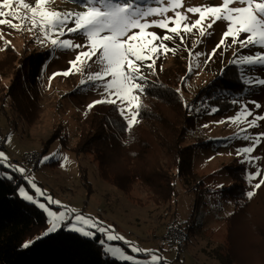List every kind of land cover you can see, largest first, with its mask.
Returning a JSON list of instances; mask_svg holds the SVG:
<instances>
[{"label":"rangeland","instance_id":"1","mask_svg":"<svg viewBox=\"0 0 264 264\" xmlns=\"http://www.w3.org/2000/svg\"><path fill=\"white\" fill-rule=\"evenodd\" d=\"M206 2L209 5H219L222 0H185L184 7L205 6ZM31 3L34 5L35 0H31ZM51 7L59 11L83 10L64 0H55ZM167 15L172 16L173 13L169 12ZM188 15L190 16L189 22L198 18L193 14ZM149 30L156 31L160 36L164 35L163 30L155 28ZM225 30L224 22L215 24L213 29L209 30L210 34L203 39V43L198 45L195 51L210 53ZM0 34L4 37L0 39V49H6L0 50V94L6 91L11 81L13 69L8 65L9 62L14 68L18 67L25 72L21 59L29 52L47 51L50 54L37 80L36 96L32 93L38 115L34 122L25 123L13 110L8 97L4 100V104H0V138L2 139L0 150L4 151L9 160H21L24 153L35 150L41 152L40 159L43 156L58 153L55 158L45 164L37 163L36 167L27 166L25 163L15 164L29 169L28 175L34 178L37 186L46 195L61 201L62 205L76 208L86 216L98 218L103 225H111L117 234L123 235L128 242L142 249L159 250L158 254L165 258L167 264H264L263 216H257L248 221L244 217L241 222L235 224L229 240L230 251L226 248L224 241L227 232L226 219L230 216L228 213L235 210V203L222 197L221 188L217 186L231 185L233 183L232 170H235L237 175H243L246 183L245 192L250 191L252 187L246 175L248 172H255L256 169L247 163H241L243 157L236 155V149L248 144L242 138L236 137L237 127L230 123H216V121L227 120L239 110V104L234 105L230 102L233 99L259 103L261 105L259 109H256L253 103H248L247 106L254 115H264V87H245L240 82L239 70L235 68L239 83L234 92H231V99L213 100L215 97L212 92L201 95L208 86H212L210 83L234 58L233 49L230 48L226 52L219 49L218 53L222 55H215L207 64L203 63L206 56L200 57L199 66L197 67L196 62L193 61V71L189 74L190 58L186 48L191 49L199 38L198 33L189 34L185 39V44H180L179 38L175 39V43L166 42L169 47L179 44L180 49L175 55L168 53L166 56H160L155 65V76L150 75L148 69H144L150 83L157 85L156 80L164 76L171 88L175 90L179 88L178 95L184 104L186 102L198 107L219 109L215 114H206L203 110L199 113L193 111L190 114L187 110L192 115L193 125L192 129L187 130L182 143L183 145L200 143L192 157L194 176L189 179L176 178L172 197L162 200L155 190L139 182L132 185L129 193L120 190L100 176L97 162L91 153L77 154L74 151L82 130L86 131L88 126L86 120L84 121L85 115L90 112L87 105L93 100L100 99L101 96L96 91L89 90L88 86L80 88L79 82L82 76L79 73L68 77L57 75L51 82H49V77L53 73L67 70L68 62L75 58L78 50L53 53L50 51V46L43 47L36 43L31 33L15 31L7 26H0ZM241 38L244 36L242 35ZM4 40L10 41V44L6 46ZM77 42L82 43L83 37L77 38ZM228 43H231L230 38ZM8 46L11 47L9 50H7ZM249 51L248 49L242 50L244 53ZM254 75L264 78V69H257ZM227 76L229 77L228 74ZM185 77H187L186 80ZM22 80L23 75L20 83ZM142 101L143 95L141 96ZM203 125H208V127H203ZM54 132L56 136L46 144L47 139ZM261 132H264V121L259 122L257 128L249 129V133L253 135ZM161 153V162L166 166L170 157L166 155L165 148H161ZM252 155L261 157L256 163L261 169L262 177L264 140ZM63 156H67L69 162L62 168L60 163ZM4 171L2 168L0 172ZM16 174L18 179L20 178L19 185H25L29 193L35 196L30 186L26 185V181L18 173ZM261 177L252 181V184L258 183ZM199 179L203 181V185L208 190L203 194V200L194 212L195 194L191 187ZM16 190L18 194V188ZM35 198L42 203H47L46 197ZM50 207L52 210H64L57 205ZM44 216L45 225L33 237H28L23 244L42 236L46 231L49 225L45 213ZM169 222L180 224L184 229L183 251L175 244L149 239L152 232L160 235ZM96 238L98 241L102 239L100 234H97ZM108 243L120 246L127 254L141 260L142 264L145 259H150V256H146L145 253H131L129 245L124 241ZM100 250L102 251L101 245ZM128 263L132 264V262Z\"/></svg>","mask_w":264,"mask_h":264},{"label":"snow or ice","instance_id":"2","mask_svg":"<svg viewBox=\"0 0 264 264\" xmlns=\"http://www.w3.org/2000/svg\"><path fill=\"white\" fill-rule=\"evenodd\" d=\"M64 2L73 3L83 10H56L51 7L55 0H35L34 5L31 0H0V26L31 33L36 43L43 47L50 46L53 53L78 50L75 58L68 62L69 68L60 73H53L49 77V82L57 75L68 77L76 73L81 74L80 88L88 86L89 90L96 91L101 96L100 99L88 104L87 109L91 110L97 105L105 104L116 106L126 124L125 131L130 132L139 123L143 107L141 96L152 86L144 69H148L149 74L155 76V65L160 56H166L168 53L175 55L179 51V44L169 47L166 43H175L176 38H179L180 44H185L189 34L198 33L199 38L192 48H186L190 58L189 74L193 71V61L198 67L199 58L206 56L203 63L207 64L215 55H222L218 53L219 49L226 52L231 48L234 58L229 64L239 70L240 82L248 88L264 87V78L254 75L257 69H264V0H222L219 5H209L206 2L205 6L186 8L185 0H64ZM182 8L183 11L180 10ZM169 12L173 15L168 16ZM188 14L196 15L198 18L189 22ZM218 22H224L226 30L223 31L217 45L207 54L195 51L210 34L209 30ZM153 28L163 30L164 35L160 36L156 31L149 30ZM242 35L244 38H241ZM79 37H83L82 43L77 42ZM229 38L231 43H228ZM0 39H4L2 34ZM4 43L7 46L10 41L4 40ZM244 49L250 51L244 53L242 52ZM253 49L255 51H252ZM94 68L95 70H92ZM176 91L180 93L179 88ZM230 102L234 105L239 104V110L227 120L216 123L235 125L238 129L236 137L248 142L247 146L236 149V155L243 157L241 163H247L256 169L255 172H248L246 175L252 187V190L246 192V197L251 199L256 190L264 185V177H261V169L256 163L261 157L252 155L264 140V132L253 135L249 133V129L257 128L259 122L264 121V115H254L248 108V103L255 104L256 109L261 108V105L254 101L233 99ZM184 106L190 114L202 110L206 114H215L219 111L217 107H198L186 102ZM242 125L244 127H241ZM57 155L58 153H53L51 156H43L38 163L45 164ZM68 162L69 158L63 156L60 166L63 168ZM0 168L5 170L0 175L9 181L14 179L12 173H18L35 193V196L31 195L25 185H18L19 196L46 214L49 226L37 239H44L61 230L93 240L100 234L102 239H99L98 243L102 246L103 254L109 258L142 264L141 260L127 254L120 246L108 243L124 241L129 245L131 253H145L146 256H150L143 264H167L165 258L158 254L159 250L142 249L128 242L123 235L117 234L111 225H103L98 218L86 216L76 208L62 205L61 201L46 195L37 186L34 178L28 175L30 170L22 165L10 163L2 150ZM258 177H261L259 182L252 184ZM35 197H46L47 203H42ZM51 205L60 206L64 210H52ZM35 242H26L22 247L27 249ZM179 242L177 240L178 244Z\"/></svg>","mask_w":264,"mask_h":264},{"label":"trees","instance_id":"3","mask_svg":"<svg viewBox=\"0 0 264 264\" xmlns=\"http://www.w3.org/2000/svg\"><path fill=\"white\" fill-rule=\"evenodd\" d=\"M10 48L8 46L7 50ZM49 55L47 51L29 52L21 59L25 72L8 63L13 73L6 91L0 94V104H4L8 97L13 110L25 123L34 122L38 116L32 93L35 94L37 80ZM235 68L230 64L226 66L210 83L212 86H208L201 95L212 92L213 100L231 99V92L239 83ZM22 75L23 82L20 83ZM156 83H151L152 86L143 95L139 123L130 132L124 130L126 124L116 106L105 104L91 109L84 117L87 129L82 130L74 151L77 154L91 153L100 176L120 190L129 193L132 185L139 182L155 190L162 200H168L174 193L176 178L189 179L194 176L192 157L200 143L183 145L184 135L188 129H192V115L164 76H160ZM54 136L55 132L46 144ZM161 148H165L166 155L170 157L166 166L161 162ZM12 174V181L0 175V264H131L103 254L98 238H82L64 230L44 239L37 237L33 239L36 242L32 246L24 249L23 242L37 234L46 220L41 209L19 197L16 189L20 178L16 173ZM232 178L231 185L220 189L222 197L235 203V210L226 219L224 241L229 251V240L235 224L244 217L246 221L257 216L264 218V185L248 199L243 175H237L232 170ZM202 182L199 179L191 187L195 194L194 212L208 190Z\"/></svg>","mask_w":264,"mask_h":264},{"label":"built area","instance_id":"4","mask_svg":"<svg viewBox=\"0 0 264 264\" xmlns=\"http://www.w3.org/2000/svg\"><path fill=\"white\" fill-rule=\"evenodd\" d=\"M2 145V139L0 138V146ZM41 157V152L40 151H32V152H26L24 153L23 157L21 160H15V159H10L9 162L12 164H22L25 163V165L30 166V167H36L39 159ZM185 233L184 229L180 224H175L172 222H169L165 225L163 232L159 235L156 232H152L151 236L149 239H154V240H160L162 242H167L170 244H175L179 246L180 250H184V240ZM177 240H179V244L177 243Z\"/></svg>","mask_w":264,"mask_h":264}]
</instances>
